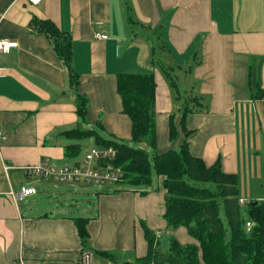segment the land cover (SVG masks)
<instances>
[{
	"label": "crops",
	"instance_id": "obj_1",
	"mask_svg": "<svg viewBox=\"0 0 264 264\" xmlns=\"http://www.w3.org/2000/svg\"><path fill=\"white\" fill-rule=\"evenodd\" d=\"M0 16V37L18 42L0 51V264H80L82 252L70 207L43 213L45 206L37 205L25 213L8 194L15 191L12 173L26 179L20 187L34 182L38 193L29 197L52 187L73 195L82 185L30 178L24 171L44 159L73 165L64 151L70 140L57 134L82 122L67 69L48 37L32 28L34 17L49 18L71 34L78 90L90 103L89 127L101 123L105 136L130 141L132 120L123 112L117 75L154 72L158 151L178 148L183 133L180 127V137L170 139L169 118L179 96L165 69L177 71V86H191L190 97L201 102L187 116L192 153L208 165L221 156L223 170L240 177L241 197L264 199V97L254 95L264 88V0H0ZM155 46L163 53L159 64L152 62ZM181 117L175 114L178 125ZM161 181L159 191L142 196L97 192L89 210L91 249L144 256L142 223L194 242L185 228L168 229Z\"/></svg>",
	"mask_w": 264,
	"mask_h": 264
},
{
	"label": "trees",
	"instance_id": "obj_2",
	"mask_svg": "<svg viewBox=\"0 0 264 264\" xmlns=\"http://www.w3.org/2000/svg\"><path fill=\"white\" fill-rule=\"evenodd\" d=\"M31 26L35 31L48 37L54 51L63 61L69 83L76 89V113L85 123L83 126L64 129L57 134L60 138L70 140L64 145L65 157L75 159L83 152L85 142L92 140L93 145L113 146L117 149L113 163L124 171L120 182L153 185L154 168L157 176L162 177L161 184L165 190L163 217L168 229L177 230L183 227L194 239V242L182 243L177 237L172 236L169 251L164 253L159 249V237L156 232L142 223L147 251L144 256L135 257L133 262L264 264V199L251 200L241 205L239 175L223 170L221 156L212 165H208L202 157L195 156L191 151L189 136L192 132L187 126V116L190 112L198 110L197 105L201 103L199 99L190 97L187 101L179 122L180 126L176 123L175 114L170 116V139L175 141L180 137V127L183 139L178 148L172 147L160 152L156 119L157 82L154 72L118 73L117 90L122 99L123 112L132 120V137L130 141L107 137L100 131L103 129L101 123L98 127L87 125L90 103L89 98L80 94L78 90L80 78L73 66L71 34L63 31L46 17H34ZM161 46L166 48L163 43ZM162 55L161 47L155 46L152 62L161 63ZM167 69L165 71L171 82L177 86L173 80L172 70ZM250 89L253 90L251 75ZM254 95L257 98L264 97V88L257 87ZM140 144H145L146 147ZM82 158L74 164L80 163ZM117 190L125 189H114ZM147 193L148 191H142V194ZM255 201L258 203L255 204ZM92 219L91 216L72 217L81 239L82 250L91 249L88 226ZM248 221L253 223L250 230L247 229ZM93 252L105 258L106 264L110 262L121 264L117 252L108 250Z\"/></svg>",
	"mask_w": 264,
	"mask_h": 264
},
{
	"label": "built area",
	"instance_id": "obj_3",
	"mask_svg": "<svg viewBox=\"0 0 264 264\" xmlns=\"http://www.w3.org/2000/svg\"><path fill=\"white\" fill-rule=\"evenodd\" d=\"M2 16H0V24ZM98 37L105 39L107 35L98 34ZM16 40H10L0 37V51L9 52L12 48L17 47ZM117 155V149L113 146L100 147L97 145L90 146L84 153L80 163L74 165H56L48 159L33 165L24 167L26 175L30 178H45L53 179L57 183L67 182L73 184H86V185H102V184H115L123 179V169L115 165L113 160ZM4 171L10 183L7 171L9 166L3 163ZM38 193V188L31 181V184L22 185L19 192L10 190L8 194L12 196L14 201L19 202L26 197ZM248 202L247 198L241 197V205ZM253 223L247 222V229L250 230ZM160 237L159 233H156ZM80 264H100L95 260V254L91 249H83L80 257ZM116 264V263H108Z\"/></svg>",
	"mask_w": 264,
	"mask_h": 264
},
{
	"label": "rangeland",
	"instance_id": "obj_4",
	"mask_svg": "<svg viewBox=\"0 0 264 264\" xmlns=\"http://www.w3.org/2000/svg\"><path fill=\"white\" fill-rule=\"evenodd\" d=\"M172 75L174 76V78H177L178 72L177 71L172 72ZM183 85H179V82H178L179 87L174 85L175 91L177 95L179 96V98L176 99L174 102L175 107H174L172 114L182 115L184 106H186L187 101L190 100L189 93H190V90H192V87L186 86L185 84ZM75 100H76V94H75ZM156 119H157V110H156ZM78 125L83 126L85 125V123L82 121L78 123ZM132 144L138 145L135 143H132ZM92 145H93L92 141H86L83 152L81 153V155L75 157L74 162L71 164L74 165L75 162H78L82 158V154L85 152V150L89 146H92ZM18 174H21V173H18ZM153 175H154V183L153 185H150V186L149 185H131V184L123 183V182L115 183V184L93 185V186L82 184L81 186L77 185L78 192L75 193V190H74V192H72L73 195H71V192H69L67 189L58 191L59 189L52 187V190L50 192H46L45 190H48L47 188L45 189L40 188V192L38 195L29 197V198L27 197L23 201H20V207L23 209L25 213H27L28 208H31V207L35 208V206L37 205L45 206V207H41L43 208L42 210H44L43 213L52 211L53 207H56V206L62 207V209H64V207L66 208L70 207L72 209L70 212L72 215L93 216V214H91L89 210L94 208L96 205L95 197H96L97 192H103L107 190L113 191L114 189H125V191L130 190L131 192L138 193L139 195L142 196L144 195L142 194V191H159V189H157L158 184H159V176H157L154 168H153ZM10 178L12 182L14 183L15 191L19 192L21 187L19 186L18 182L23 183L24 181H26V179L24 178L22 174H21V177H18L15 175V173H12ZM0 186L4 187L2 183L0 184ZM240 189H241V182H240ZM58 192H59V195H57ZM241 194H242V191H241ZM72 196H74V198ZM251 197L248 196L247 200L251 201L250 199ZM69 202H74V205L72 204L68 205ZM49 205H54V206L49 208ZM157 232L160 235L159 249L162 252L167 253L170 247V239L172 236H175V235L168 233L167 230H160ZM94 254H95V260L97 262H101V264H106L107 261L105 258H102L101 256H99L96 252H94ZM117 254H118L119 259L121 260V264H123L124 262H129V261H124L126 260L127 257L132 259V261L130 262L131 264H135L133 262L134 257H130L127 253L122 254L120 252H117Z\"/></svg>",
	"mask_w": 264,
	"mask_h": 264
},
{
	"label": "water",
	"instance_id": "obj_5",
	"mask_svg": "<svg viewBox=\"0 0 264 264\" xmlns=\"http://www.w3.org/2000/svg\"><path fill=\"white\" fill-rule=\"evenodd\" d=\"M258 201H255V204H257ZM123 264H131L130 262H124Z\"/></svg>",
	"mask_w": 264,
	"mask_h": 264
}]
</instances>
